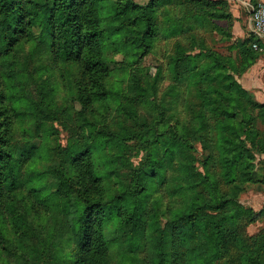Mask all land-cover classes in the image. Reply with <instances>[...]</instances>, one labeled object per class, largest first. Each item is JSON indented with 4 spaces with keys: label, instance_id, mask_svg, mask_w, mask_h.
Listing matches in <instances>:
<instances>
[{
    "label": "rangeland",
    "instance_id": "1",
    "mask_svg": "<svg viewBox=\"0 0 264 264\" xmlns=\"http://www.w3.org/2000/svg\"><path fill=\"white\" fill-rule=\"evenodd\" d=\"M149 3L0 0V264H81L80 209L95 203L104 264H264V93L239 74L203 82L217 71L207 58L175 60L165 9L146 39ZM93 15L94 56L80 40ZM249 18L232 40L198 36L235 57ZM213 108L234 110L222 120L230 143Z\"/></svg>",
    "mask_w": 264,
    "mask_h": 264
},
{
    "label": "trees",
    "instance_id": "2",
    "mask_svg": "<svg viewBox=\"0 0 264 264\" xmlns=\"http://www.w3.org/2000/svg\"><path fill=\"white\" fill-rule=\"evenodd\" d=\"M87 1L88 0H86V2ZM68 3L69 0H66V4ZM176 6L178 8L177 12H175ZM69 8V12L79 13L82 6H77V4H75L73 6H69ZM148 8H150L151 11L148 13L150 22L147 30L145 31L146 39L154 38V40H156L158 38L160 27L158 26L157 20H155V13H159L161 9H165L164 20L166 21L167 25L163 26L161 30L163 31L165 37L177 38V55L174 57V59L176 58L175 60L178 61L184 59V61H187L192 67L195 68L197 67L198 58H207L209 60L210 68L217 70L212 74H198L200 80L206 83H214L217 81L225 83L226 81L230 80L234 81L233 76L241 73V64H244L242 59H239V63H237L230 56L224 57L219 53H216L214 49L207 45L206 39L198 36L200 34L198 29L206 28L210 29L212 32L215 30L222 32V30L216 26L214 20H224L227 18V2H213L210 0H150ZM77 17L80 18V16ZM86 29V35L80 38V40H85L84 47L88 45V48H90V53H92L94 56V54L98 53V48L102 43L100 20L95 15H93L91 20L87 23ZM186 38H188L189 46H186L183 42ZM254 43H258L261 47H264L261 41L256 40L253 35H251L248 41L240 45L242 54L245 57V61L248 63L250 61H255L258 59L259 55L264 54V52L255 51L253 49ZM134 44H136V41ZM87 56L85 57L86 68L95 70L100 67L103 70V65L95 61V57L87 58ZM257 103L258 102L254 100L250 106H252V108H257L259 106ZM262 106L264 111V105ZM211 111L222 117V119L217 121L218 129L219 131L223 132L221 138L230 143V139L224 134V124L222 120L224 119L223 116L227 117L230 114L229 111L234 112V110L220 112L213 108ZM226 150L227 149L223 150L221 154L227 157L229 154L226 152ZM238 150L244 151V153H246L248 149L246 145L242 143L238 145ZM1 153L2 147L0 140V159L3 158V160H6L7 156H5L4 153L2 156ZM234 156V153H232V155L227 158L231 159ZM75 164H77V161H75ZM89 177L90 179L88 180L87 184L92 189L93 185L95 183H99L100 181L99 179H94L92 175H89ZM61 179H63V185L67 186L69 184V179L63 174V172ZM215 186L216 183H213L211 186L214 192L216 191ZM80 210L81 219L78 226L79 232L83 236L80 246L81 264H104L107 245L101 231V207L95 203L92 205H86ZM186 218H190V215L187 214ZM17 223L18 225H21L22 221L19 220ZM21 226L23 227V225Z\"/></svg>",
    "mask_w": 264,
    "mask_h": 264
},
{
    "label": "crops",
    "instance_id": "3",
    "mask_svg": "<svg viewBox=\"0 0 264 264\" xmlns=\"http://www.w3.org/2000/svg\"><path fill=\"white\" fill-rule=\"evenodd\" d=\"M213 2L217 1H225L228 3V8L226 9L227 12V18L224 20H214L216 26L222 30V32L215 30L214 32L218 33L221 37H228L232 40V35L234 36V33L236 35V30L239 27L241 29V16L243 15V12L248 11L251 13L253 7L259 3L264 2V0H210ZM250 19V18H249ZM251 26V24H250ZM249 26V28H250ZM249 38H234L231 44V51H236L235 57L231 56V58L239 63V59H242L244 61V64L242 65V70L240 75H243L245 81H247L249 87V90L254 93H264V54L259 55L258 59L255 61H250L249 63L245 61V57L242 54V49L240 45L246 41H248ZM238 60V61H237ZM248 71H252L250 74H246ZM246 74V75H245ZM243 80V79H242ZM250 80H253V85L249 82ZM254 83H257L255 85ZM257 86V87H253ZM257 96L256 94H254Z\"/></svg>",
    "mask_w": 264,
    "mask_h": 264
},
{
    "label": "built area",
    "instance_id": "4",
    "mask_svg": "<svg viewBox=\"0 0 264 264\" xmlns=\"http://www.w3.org/2000/svg\"><path fill=\"white\" fill-rule=\"evenodd\" d=\"M250 33L264 45V2L257 3L250 13ZM255 51L264 52V47L253 44Z\"/></svg>",
    "mask_w": 264,
    "mask_h": 264
}]
</instances>
